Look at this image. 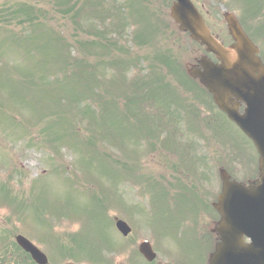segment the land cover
<instances>
[{
    "label": "rangeland",
    "instance_id": "1",
    "mask_svg": "<svg viewBox=\"0 0 264 264\" xmlns=\"http://www.w3.org/2000/svg\"><path fill=\"white\" fill-rule=\"evenodd\" d=\"M192 1L227 43L223 15L234 14L264 60V0ZM169 8L165 0H0V232L6 230L7 241L24 235L49 264H117L124 242L114 217H124L159 255L186 259L199 245H190L195 229L176 215L183 197L173 204L161 199L172 211L162 213L163 205L153 206L151 185L159 180L172 189L178 179L180 188L179 176L195 163L202 164L191 170L195 181L213 193L220 188L219 168L244 183L254 177L252 145L201 90L184 83L202 49L179 32ZM45 80L55 87L41 91ZM153 81L161 86L152 87ZM137 83L144 85L137 89ZM19 84L22 89L10 91ZM184 92L195 100L177 103ZM137 94L143 104L134 102ZM167 105L198 108L206 134L194 138L186 121L177 126L158 118L165 139L181 149L169 152V162L161 139L155 147L144 139L156 136L155 117L164 116ZM197 129L192 122L190 131ZM9 245L10 261L0 264L27 259Z\"/></svg>",
    "mask_w": 264,
    "mask_h": 264
},
{
    "label": "water",
    "instance_id": "2",
    "mask_svg": "<svg viewBox=\"0 0 264 264\" xmlns=\"http://www.w3.org/2000/svg\"><path fill=\"white\" fill-rule=\"evenodd\" d=\"M171 16L181 30L189 31L220 60L215 64L202 57L201 68L191 74L200 78L218 106L253 140L260 154L258 185L244 187L225 182L218 207L223 216L218 228L223 244L217 247L210 264H264V68L256 57L257 49L231 14L225 16L235 40L229 48L212 37L190 0H175ZM229 96L245 102L244 114L238 112L239 105L234 100L231 104L227 101ZM116 225L119 230L125 229L120 221ZM243 235L251 243L243 244ZM16 240L37 264H47V257L27 239L17 236Z\"/></svg>",
    "mask_w": 264,
    "mask_h": 264
},
{
    "label": "flooded vegetation",
    "instance_id": "3",
    "mask_svg": "<svg viewBox=\"0 0 264 264\" xmlns=\"http://www.w3.org/2000/svg\"><path fill=\"white\" fill-rule=\"evenodd\" d=\"M133 245H135L136 240L132 241ZM125 255L127 254V250L122 251ZM187 257L184 259L182 256L173 260L170 264H206L205 256L203 253L200 255L197 253L193 255V253H186ZM193 255V256H192ZM120 264H169L163 262L159 257L154 259L151 262H148L143 255H141L138 251V247L135 246V249L130 252V257L125 259L121 258Z\"/></svg>",
    "mask_w": 264,
    "mask_h": 264
}]
</instances>
